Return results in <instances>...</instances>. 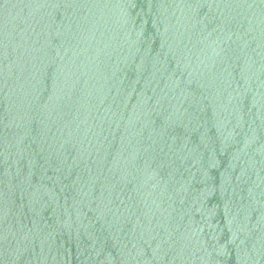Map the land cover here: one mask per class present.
Masks as SVG:
<instances>
[{
	"label": "water",
	"instance_id": "95a60500",
	"mask_svg": "<svg viewBox=\"0 0 264 264\" xmlns=\"http://www.w3.org/2000/svg\"><path fill=\"white\" fill-rule=\"evenodd\" d=\"M0 264H264V0H0Z\"/></svg>",
	"mask_w": 264,
	"mask_h": 264
}]
</instances>
